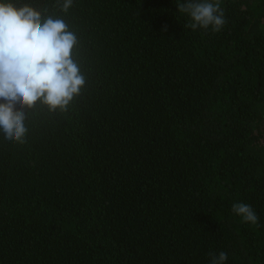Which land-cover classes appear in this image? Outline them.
I'll list each match as a JSON object with an SVG mask.
<instances>
[{
  "label": "trees",
  "instance_id": "obj_1",
  "mask_svg": "<svg viewBox=\"0 0 264 264\" xmlns=\"http://www.w3.org/2000/svg\"><path fill=\"white\" fill-rule=\"evenodd\" d=\"M13 2L65 20L86 83L0 132V264H264V0H208L220 31L188 0Z\"/></svg>",
  "mask_w": 264,
  "mask_h": 264
},
{
  "label": "clouds",
  "instance_id": "obj_2",
  "mask_svg": "<svg viewBox=\"0 0 264 264\" xmlns=\"http://www.w3.org/2000/svg\"><path fill=\"white\" fill-rule=\"evenodd\" d=\"M72 4L73 0H63L61 11L67 13ZM177 9L190 15L192 22L185 27L193 30L211 25L214 31H220L225 24L218 3L188 0ZM76 45L77 36L63 18L42 15L28 3L0 0V132L5 140L25 143L28 128L23 109H33L40 103L49 111H65L80 94L86 80L73 59ZM232 211L245 222L258 221L247 204H233ZM210 255L211 264H225L227 260L225 252L218 257Z\"/></svg>",
  "mask_w": 264,
  "mask_h": 264
}]
</instances>
